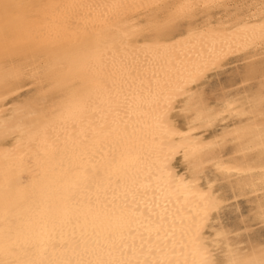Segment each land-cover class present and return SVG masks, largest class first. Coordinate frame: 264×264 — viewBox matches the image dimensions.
Returning a JSON list of instances; mask_svg holds the SVG:
<instances>
[{
  "label": "bare ground",
  "instance_id": "1",
  "mask_svg": "<svg viewBox=\"0 0 264 264\" xmlns=\"http://www.w3.org/2000/svg\"><path fill=\"white\" fill-rule=\"evenodd\" d=\"M257 3L0 0V264L94 258L108 243L106 218L126 178L139 171L141 156L161 161L169 145L179 154L176 168L187 166L194 184L191 194L175 193V227L202 215L197 193L207 192L220 206L221 243L231 244L241 261L264 256V151L256 131L264 109L245 107L249 93L258 103L264 46L232 27L246 5ZM197 15L202 24L189 35ZM235 62L244 66L237 87L208 95L209 78ZM5 64L12 65L10 75ZM189 73L197 95L217 103L202 113L193 133L203 129V136L191 143L168 135L159 119L175 86L191 89ZM16 97L25 107L14 115L3 105ZM11 135L18 145L5 141ZM162 146L163 155H147ZM182 216L190 219L180 222Z\"/></svg>",
  "mask_w": 264,
  "mask_h": 264
},
{
  "label": "snow or ice",
  "instance_id": "2",
  "mask_svg": "<svg viewBox=\"0 0 264 264\" xmlns=\"http://www.w3.org/2000/svg\"><path fill=\"white\" fill-rule=\"evenodd\" d=\"M208 6L204 5V7ZM181 7L191 9L193 6ZM200 24L202 20L197 15L188 24V34L191 35L192 30ZM232 27L234 31L246 34L245 39L253 43L258 40L264 46V0H258V3L254 5H246ZM223 55L224 53L220 52L217 58ZM11 67V64L4 65L6 74H11ZM204 67H208V64L205 63ZM195 68L200 71L201 65L196 64ZM188 82L192 85L191 89L175 86L174 94L164 98L159 119L167 128L168 135L182 137L191 143L203 136V129L199 133H193L196 124L203 122L202 113L215 109L217 103L197 95V81L191 73H189ZM183 83L184 80L181 78V84ZM249 97L250 100L245 102V107L252 103L253 106L264 109V82L260 86L258 103L253 99L252 93H249ZM23 100V97L6 99L3 107L11 108L15 115L24 109ZM176 116L183 119H174ZM256 131L259 133L261 148L264 151V125ZM4 139L8 144L13 142L19 144V138L15 135L6 136ZM167 147L168 155L161 161L154 163L143 156L140 157L139 171L134 170V174L126 178V190L123 191L122 198L110 205L109 215L106 218L107 245L103 249L94 250V258L80 260L75 264H264V256L258 260L241 261L236 258L231 244L221 243L226 233L220 231V222L215 215L220 210V206L211 204L210 193H197L205 203L201 216H198L193 223H189L186 228L175 227L178 223L177 211L173 210V206L177 203L175 193L184 195L185 193L181 190L188 189V194H191L194 184L189 178L187 166L183 171L176 168L175 161L179 154L173 152L170 145ZM156 151L163 155L164 146L159 150L148 152L147 155L155 156ZM154 168L158 170L153 171ZM261 170L264 171V169ZM144 171H149L150 175L138 181L137 175ZM162 176L163 179H161ZM150 180L153 183L149 190ZM153 208L156 209L155 212ZM189 219L187 216H182L180 222ZM116 238H119L118 243L113 242ZM65 264H73V262H65Z\"/></svg>",
  "mask_w": 264,
  "mask_h": 264
},
{
  "label": "rangeland",
  "instance_id": "3",
  "mask_svg": "<svg viewBox=\"0 0 264 264\" xmlns=\"http://www.w3.org/2000/svg\"><path fill=\"white\" fill-rule=\"evenodd\" d=\"M244 66L243 62H235L231 64L230 66H227L226 70H224L222 73H220L218 76L211 77L207 81V83L204 86V90L208 95H215L218 92V89L227 86L229 84L235 85L234 87H237V84L239 82V74L243 72ZM34 91H31L27 94V96H30ZM242 212L246 213V204L242 203L241 205ZM257 229L256 226L253 227V230ZM263 231H261V234ZM254 234H251L253 236Z\"/></svg>",
  "mask_w": 264,
  "mask_h": 264
}]
</instances>
